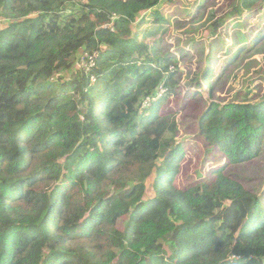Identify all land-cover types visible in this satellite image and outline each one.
I'll return each instance as SVG.
<instances>
[{"label": "trees", "instance_id": "trees-1", "mask_svg": "<svg viewBox=\"0 0 264 264\" xmlns=\"http://www.w3.org/2000/svg\"><path fill=\"white\" fill-rule=\"evenodd\" d=\"M161 2L0 0V264H264L258 195L224 168L174 184L182 150L164 103L177 62L156 39ZM200 129L230 164L251 162L264 102L211 106Z\"/></svg>", "mask_w": 264, "mask_h": 264}, {"label": "rangeland", "instance_id": "rangeland-1", "mask_svg": "<svg viewBox=\"0 0 264 264\" xmlns=\"http://www.w3.org/2000/svg\"><path fill=\"white\" fill-rule=\"evenodd\" d=\"M239 3L162 0L154 9L167 20L156 37L161 41V51L177 62L171 67L175 72L174 88L164 111L177 123L175 140L182 150L176 187L186 190L198 183H211L214 171L224 168L229 178L258 195L264 205V149L251 162L230 164L200 129V118L211 106L264 102V0L242 13L236 12ZM4 24L0 20V28ZM133 28L151 29L154 22ZM209 70L212 89L203 82ZM196 92V99L190 96ZM152 180L148 179L147 184ZM150 196L151 190L147 193Z\"/></svg>", "mask_w": 264, "mask_h": 264}, {"label": "built area", "instance_id": "built-area-1", "mask_svg": "<svg viewBox=\"0 0 264 264\" xmlns=\"http://www.w3.org/2000/svg\"><path fill=\"white\" fill-rule=\"evenodd\" d=\"M98 56H99L98 52H95L92 54L84 53L81 56V59L79 60V62L77 63V67L80 68L81 70L89 72L95 66V62H96V59L98 58ZM91 81H92V83H94L96 81L94 76H92ZM165 91L166 90L162 88L159 95H162ZM155 100H156V98H147L143 104L142 109L149 108L151 106L152 102H154Z\"/></svg>", "mask_w": 264, "mask_h": 264}]
</instances>
